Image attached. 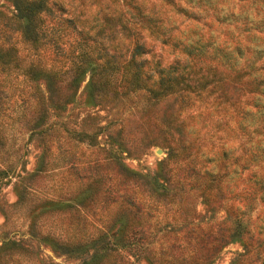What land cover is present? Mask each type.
<instances>
[{
    "label": "rangeland",
    "instance_id": "1",
    "mask_svg": "<svg viewBox=\"0 0 264 264\" xmlns=\"http://www.w3.org/2000/svg\"><path fill=\"white\" fill-rule=\"evenodd\" d=\"M43 1L52 11L40 12L43 29L48 33L52 25L58 29V14L62 18L58 27L64 28L53 36L60 47L48 41L35 53L14 22V0H0V43H15L21 58L16 69L0 71V87L8 93L7 107L0 112V264H74L77 258L65 251L61 240L94 235L124 202L78 211L47 203L41 198L73 194L79 185L59 166L37 178L40 191L22 199L20 187L5 183L2 169L28 137L21 121L26 110L20 89L29 88L22 67L33 59L46 67L64 68L70 55L80 50L79 36L96 48L91 56L106 51L120 62L131 55L135 43H141L144 52L137 59L144 58L142 72L155 80L163 76V83L174 86L172 92L156 96L162 97L156 104L146 101L152 95L148 91L129 93L128 106L113 115L107 108L96 109L99 116L94 119L104 122L114 116L124 124L127 138L139 148L128 155L123 152V162L143 179L154 173L191 179L179 192L180 202L154 204L137 193L144 200L143 219L152 223L149 231L158 237L155 223L180 224L183 206L198 221L194 229L198 236L211 235L219 225H234L239 216L244 231L208 264H264V0ZM81 89L80 85L67 113L69 121L77 123L88 110L78 103L84 96ZM69 145L77 164L96 155V149L84 142ZM24 150L22 146L19 151ZM37 151L31 141L24 155L28 170L34 167ZM170 244L155 242L154 252L189 256L187 248ZM125 264H130L128 259ZM131 264L150 263L142 257Z\"/></svg>",
    "mask_w": 264,
    "mask_h": 264
},
{
    "label": "trees",
    "instance_id": "2",
    "mask_svg": "<svg viewBox=\"0 0 264 264\" xmlns=\"http://www.w3.org/2000/svg\"><path fill=\"white\" fill-rule=\"evenodd\" d=\"M14 5V22L20 28L22 40L35 53L40 46L46 48L48 41L54 47H60L53 37L57 30L64 28L58 27L62 21L60 14L57 16L60 20L56 22L59 24L58 29L52 25L48 33L42 27L43 17L40 12L50 8L44 6L43 0H14ZM48 13L52 14V11L49 10ZM76 42L80 50L70 55L69 64L64 65V68L57 65L46 67L39 60L33 59L22 67L21 73L29 88L24 91L20 89L21 101L26 110L21 121L26 127L28 137L2 169L7 175L5 183H14L20 187L19 198L22 199L30 193L40 191L37 188L40 185L37 178L59 166V170L66 171L70 177L77 179L79 185L73 194L42 197L47 203L64 204L66 208L71 207L78 211L80 208L90 209L96 205L102 208L108 203L124 201L121 209L94 235L88 233L82 240H61L66 247L65 251L77 258L74 264H125L127 259L131 264L142 257L150 264L210 263L224 245L234 241L244 231L243 220L236 216L234 225H219L211 235L198 236V230H194L198 228V221L188 216V208L183 206L179 213V225L166 222L159 226L158 223L153 225L156 231H160V235L156 237V232L149 231L152 223L143 219L144 200L138 199L137 193L141 192L143 196L152 198L154 204L160 202L168 205L176 200L180 202L179 192L184 191V185L189 184L191 179L171 178V175L159 177L155 173L143 179L138 172L126 168L123 162V152L128 155L131 150L136 151L139 148V143L134 144L133 138H127L124 124L114 120V116L109 121H94L99 116L96 109L107 108L113 115L120 107L128 106L129 93L148 91L152 95H147L146 101L156 104L162 98L156 96L172 92L174 86L163 83V76L155 80L149 72H142L140 66L144 58L137 59V56L144 52V47L139 42L133 45L131 55L121 62L117 55L107 54L106 51L103 55L97 50L91 56L90 51L96 48L84 42L82 36ZM14 44L0 43V71L9 72L20 65L21 58ZM100 57L103 59L99 62ZM118 71L121 72L120 77L117 75ZM85 74L87 77H84ZM80 85L82 89L79 93L84 96H78V103L88 110L77 123L69 121L67 113L71 109L70 103L76 99ZM7 96L5 89L0 87V112L7 107ZM138 104L137 102L136 106ZM31 141H34L38 151L33 169L28 170L24 155ZM70 141L84 142L96 149V155L75 163L71 159ZM22 146L25 149L23 152L19 151ZM99 152H102L101 156ZM56 156L62 158L60 163ZM230 221L232 223L231 219ZM170 232L175 234L169 236ZM178 232L182 233L177 235ZM155 242H170L169 247L175 245L187 248L190 254H167L162 249L154 252ZM125 255L128 258L123 261Z\"/></svg>",
    "mask_w": 264,
    "mask_h": 264
}]
</instances>
